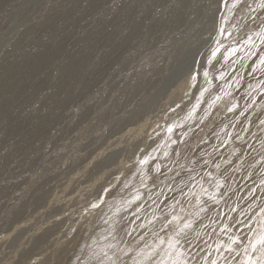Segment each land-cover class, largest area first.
Wrapping results in <instances>:
<instances>
[{"label": "rangeland", "instance_id": "rangeland-1", "mask_svg": "<svg viewBox=\"0 0 264 264\" xmlns=\"http://www.w3.org/2000/svg\"><path fill=\"white\" fill-rule=\"evenodd\" d=\"M236 1L0 0V264H71L130 180L148 183L212 63L264 17L229 19Z\"/></svg>", "mask_w": 264, "mask_h": 264}, {"label": "bare ground", "instance_id": "bare-ground-1", "mask_svg": "<svg viewBox=\"0 0 264 264\" xmlns=\"http://www.w3.org/2000/svg\"><path fill=\"white\" fill-rule=\"evenodd\" d=\"M263 1L237 0L229 19L247 20ZM261 13L212 63L213 78L145 170L148 183L139 170L71 264H264V77L243 80L264 64L263 55L246 61L263 50Z\"/></svg>", "mask_w": 264, "mask_h": 264}, {"label": "snow or ice", "instance_id": "snow-or-ice-1", "mask_svg": "<svg viewBox=\"0 0 264 264\" xmlns=\"http://www.w3.org/2000/svg\"><path fill=\"white\" fill-rule=\"evenodd\" d=\"M261 7H264V4H262Z\"/></svg>", "mask_w": 264, "mask_h": 264}]
</instances>
